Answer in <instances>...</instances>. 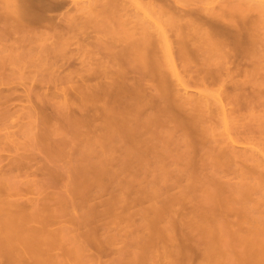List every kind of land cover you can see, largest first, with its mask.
<instances>
[{
  "label": "bare ground",
  "instance_id": "6f19581e",
  "mask_svg": "<svg viewBox=\"0 0 264 264\" xmlns=\"http://www.w3.org/2000/svg\"><path fill=\"white\" fill-rule=\"evenodd\" d=\"M137 1L138 0H0V10L4 7V11H0V62L3 64V51L7 52L6 50L9 48L5 45L4 47H7V49L5 50L3 49L4 47L2 48V44L5 41L13 40L14 42H17V48L14 49L10 47L9 50L12 49L13 51H9V56L7 55L8 57L5 56L7 58L6 60L9 61L8 63L11 61V63L17 64L21 63L23 59L25 60L26 56L28 57L27 53L30 49L29 45L36 38L48 41L50 37V40L55 37V40L53 39L51 41L52 43L50 42L51 44L45 43L41 46V60H48L49 57L54 54V51L58 46L65 45L66 43L68 44L71 41L70 38L74 39L73 35L72 37L70 35L67 36L66 32L71 31L74 33L75 30L80 31L82 28L92 25L97 32L107 35L106 37L108 40L113 38L114 43L103 48V55L101 54V57L98 56V54L101 53L99 51H96L97 54L94 53L93 50H91L93 52L92 54L91 51H87L90 56L89 57L88 54L86 55L89 57V60L87 59L88 57H86L89 61L86 60L88 62L86 66H88V68H85L88 72V79L92 81L94 78L98 77H95V75L100 74V79L98 78L100 83L98 82V85H96L97 81L89 82V80H87L88 82H85L84 80V84L88 83V87L86 85L87 89L82 93L81 101L85 102L84 104H92L91 106H95V109L96 105L102 103V107H100L102 108L100 109L101 111L98 110L97 112L91 106L88 108L92 109L91 111H93V114L97 113L100 115V112H102V115L98 117H103V124H101L102 127L100 126V133H93V130V134L88 135V137L86 136V139L88 140L86 142L87 144H84L86 146H84L85 150L83 151L85 159H81L82 161L80 160V164H76L78 170L76 171V169H74L75 172H72L75 174V178L72 177V179L74 182L76 181L74 190H77L74 192L77 195L78 193L81 195L82 192L85 191V193H83L85 195L87 190L89 191L86 187L88 186L90 188L91 181H96L97 183L100 178L102 179L101 175L102 172H105L106 163L108 162L107 164H109L110 162V164L114 163L116 166L118 164V169L121 168V172L125 171V173L122 174H126L129 171L136 173V175L134 174V176L131 177V180L128 176L127 178H123V180H126V183H124L125 185L128 183L131 185V181L134 182L133 186L134 184H140L138 185L139 187L136 185L138 187L137 189H139V193L137 192L138 196L144 195L146 198L145 194L149 193L147 196L154 198V200L155 198L159 200L158 198L161 197V188L164 187L166 189L165 185H168V182L171 180L170 171L166 170L169 163L185 162L184 164H181V168L179 166L180 169L176 168V170L178 169L177 171L179 174L181 173L185 175L186 179L189 180V185L186 182L187 186L185 184L181 185L186 186H184V189H181V193L175 194L174 196L172 195V197L169 196V198L164 197L166 204L162 205L163 207H159L152 203L154 206L152 209H149L153 212L151 215H153L154 218H159L167 211L174 212V208L176 207L173 206L176 205V203L182 206V209L185 208L186 212H184V210V213H182L181 207H178L181 209L180 211L182 215H180L185 217V219L187 218V221L183 218L186 221H184V225L187 228L184 229L187 231L189 230L193 236H197L198 243L196 242L197 244H194V246L198 245V249H196L199 251V253H197V250H195L197 253H195V256L198 257L199 255L197 264H264V202L262 201V197L264 196V160L258 159L260 156L258 155L259 157H257V154H259L257 152L260 150L257 151L255 141L251 140L255 139L258 142L259 138L256 139L257 134L260 135L262 133L257 132L263 131L264 134V118L262 117L263 115L259 116L258 113V116L254 115V112L253 114L249 113V111L251 112L250 109H252L251 105H253V111H255L254 104L258 106L259 102L262 101L260 98L262 97V94H264V88L262 89L263 91L261 90V81L263 79L260 81L259 77L256 76L257 73H255L259 69L262 70L264 68V65H261V60L264 58V45L261 46V41L259 40V37H257L258 35L255 34L256 31L254 30L256 26L253 22L249 21L250 18H247L243 12L246 9L242 11L241 8L231 5L225 8L221 7L222 9L218 8L217 11H213V8L215 7H213L212 10L209 7L202 6L195 9L192 7L189 9L175 8L176 10L173 11L170 5V9L167 7L168 5H164V7L169 9L166 10V8L164 9V7H162L163 5H158L157 2L155 5L160 6L158 9H162L161 12H159L162 20L160 19V16H158V20H150V17L144 12H138V9H141L140 6L142 4H139L140 2L138 3ZM155 1H159L161 4L163 3V0ZM131 5H135L137 10L134 8L131 9ZM61 9H65V11H62ZM216 9L217 8H215V10ZM56 10H61L63 12L62 17L58 13V17L60 16L59 21H57L55 13V15L49 14V12H54ZM155 11H153V13ZM203 12H206V15ZM58 23L60 24L58 25L60 28L57 26ZM62 23L63 26H61ZM41 26H49L48 28H50V31L53 30V34L49 37L51 34L49 31V34L47 33L48 36L43 32L40 33L38 30ZM45 29L47 30V27ZM168 31L171 32L170 35ZM75 36H77V34ZM97 40L96 43L99 41ZM93 41L94 40L92 39V45ZM70 45H73V43ZM83 48L85 49V47ZM77 53L78 52H76V54ZM95 54L97 55V58ZM238 57H242V60L249 57L253 58L255 60V62L253 61L255 64L253 66H255V68L252 66L254 71H246L248 69L247 67L245 70H243L242 67L238 68L242 62L240 59L241 62L239 63L240 60ZM233 58L238 59L236 61V63H239L238 66L233 65ZM231 63L233 66L237 67L236 69H238V71H236L235 67L230 66ZM180 67H183L185 71L193 74H190L193 78L190 75L188 76H190L194 82L192 87L195 89L198 88V91H195V94H189V92L182 86L187 85L188 82L185 83L183 79L186 78L183 77L189 73L186 72L187 74H185L184 71L180 70ZM240 68L244 71L243 75L245 77H243V80L235 74L236 72H240ZM69 78L71 79V77ZM206 78L212 79V83L217 84L220 87H218L219 93L217 96L219 102H216L219 103L220 110H218L222 114L221 119L224 131L222 130L219 132L224 133H220L219 135L223 139H217L218 134H216V129H214L213 125L208 124L211 118L206 115V109H204L206 103V99L204 100V92L205 88L208 89V87H204L205 80L203 86L198 83L199 79L203 82V79ZM209 79L206 80L209 82ZM250 82L254 86L250 91L251 93L247 92L250 93L247 95V88L245 86ZM176 84H178V86L180 85L181 88H184L185 94L181 93V89L177 90L179 87ZM191 84L189 81V86ZM1 94L2 93H0V96L2 98L6 95V93H3V95ZM9 95L10 94H7L5 99H9V97H7ZM19 98L21 97L19 96ZM8 99L6 100L8 101ZM1 100L0 105L1 102H5L4 99ZM253 101L257 102L254 103ZM99 102L100 104H98ZM9 104L10 102L6 104L2 103L1 107L3 106L4 108L0 111V121L4 120L6 116L8 117V114L12 111L8 110V108L12 109L9 107ZM228 105L230 106L228 107ZM5 107H7V109ZM240 109H249L247 112L249 115H242L244 110L240 111ZM262 110L264 111V109ZM237 112H241V114H238ZM92 117L96 118L95 114ZM34 121L36 120L34 119ZM212 121H214V119ZM251 122L256 124V126L254 125V127H252V124L250 126ZM216 123L219 122L217 121ZM35 127L37 126L35 125ZM251 127L256 128L252 129ZM246 128L247 132L245 130ZM257 128H259L258 130L260 131H257ZM30 129L31 127L29 130ZM253 130L257 132L254 133ZM32 132L36 134L35 131H31V135L33 134ZM244 133L247 135L245 134V136H243ZM231 134L232 136L236 134V136L232 137ZM251 134L253 138L249 137ZM39 135L40 133L38 135L36 134V138ZM222 135H225L226 137L224 136V138ZM259 135L258 137L262 139V136ZM41 137L42 136H40V138ZM5 138L7 137L5 136ZM32 138L34 137L32 136ZM37 140L41 141L42 139L40 140L38 138ZM31 141L33 140L31 139ZM233 142H238L241 146H236ZM39 143H43V140ZM39 143H37L38 146ZM49 143L47 142L46 145L43 144V147L46 153H49L50 155V151L55 145L50 148L49 145H52V143ZM242 144L250 146H243ZM34 146H31V148H34ZM40 146L42 149V145ZM52 150H55V148ZM263 150L264 149H262V151ZM54 153H56L58 157L64 156L63 154V156H59L61 154L57 151ZM115 154L119 155L114 157ZM198 154L201 156L200 163L208 164L207 167L212 171V173L210 172L212 176L216 173H219L220 175L221 172L228 174L225 173L226 171H231L232 173H229L233 175V171L236 167L235 172L238 171L237 173L239 174V177L238 174L234 172L237 174V176L234 174L236 177L235 179L238 177V180L239 178L240 180L238 182L236 181L237 184H234V182H232L233 184H230L231 181L227 184V180L224 183L225 180H222L223 173L221 178L217 175L219 176L217 177L219 179L218 182H216L217 178L215 179L214 177H208V179L204 178L208 173H205L206 175L203 174L204 176L201 178L204 171H201L202 173H200V176L196 173L197 171H195L197 168L193 169L195 166H198V169H201L199 168L200 164L198 165V158H200ZM191 155L195 156L191 157ZM191 158H194V161L197 163L193 162ZM201 160L203 162H201ZM19 161L17 160V168H19V165L22 162L20 161L19 163ZM248 161L251 162V164L254 163L252 168H247V164L243 166L244 163H249ZM237 163H239V165H237ZM240 163L243 168H240ZM27 164L28 163L26 162V165ZM109 165L108 167H110ZM236 165L239 166V168ZM200 166L204 167L205 164H201ZM173 169L175 168H171V170ZM144 170H150L149 172L153 173L152 177H150L151 179H146L142 173H140L142 171L144 172ZM138 171L143 178L137 174ZM116 172H119V170ZM119 174L121 173L119 172ZM175 175L177 174L175 173ZM10 176L9 179L13 177ZM2 177L0 178V192L1 189L5 187V189L2 190V193L6 194L5 196L7 197V195L12 193V191H7L11 190V186L9 187V185H12L14 181L13 178L10 179L12 180L11 184V181L8 178L5 179L6 176L4 178ZM124 177L126 176L124 175ZM118 178L120 179L119 176ZM181 179L179 182H181ZM235 179L233 178V180ZM127 180L130 181L127 183ZM99 182L98 184H100ZM145 182L147 186L143 184ZM15 183L17 182L15 181L14 184ZM96 183L91 182L93 185ZM121 184L123 185V182ZM161 184L165 185L162 187ZM178 185H180V183L175 185V187H178ZM143 187H146L145 194L140 193V191H144L140 190V188L144 189ZM15 188L17 187H14L13 189ZM166 190L169 191V189ZM168 191L164 192L169 194L170 192ZM1 194L0 253H7L9 250L18 249L16 254L13 252L10 253L11 258L17 257L16 259H13L15 263L25 264V259L28 260L27 258L35 262H40L42 259L34 256L30 251L37 250L38 247L41 246V240H43V238L39 235L41 229L40 225L45 224L44 218H48L56 213V208L51 206L50 208L55 209L51 210L49 209L50 203L47 204V202H44V205L42 202L41 204H43V206L40 204L42 208L40 206L37 208L38 206L34 205L37 207L34 209L31 207L28 210V207H26L27 205L25 206L22 202H18L19 200L17 201L10 198L12 194L7 198L3 194L1 196ZM253 195H255V198L257 196L258 199L256 201L254 200L255 198L252 197ZM157 196L160 197L157 198ZM141 197V199H143V196ZM251 197L254 199H250ZM138 198L140 199V196ZM260 198H262V200H260ZM56 199L57 197L55 200ZM249 200H254L255 202ZM187 203H190V205L187 206L188 208L185 206ZM176 215H178V213ZM165 217L167 216L165 215ZM175 218H177V216ZM170 219L173 221V218ZM158 220H160V218ZM37 222H39L40 225H35ZM179 224L180 223L177 225ZM169 225H166V227ZM170 226L173 227V224ZM170 226L168 229L171 231L172 229H170ZM22 231H28L29 235L25 237L19 235L18 233ZM183 234L185 235V233ZM185 236H188V232ZM189 236L193 239L192 235ZM194 238L196 241L195 236ZM189 242H191V240ZM184 244L186 245V243H183V245ZM178 245L179 244H177V246ZM153 247H155V245ZM146 248L148 249V247ZM169 249L168 251L167 249L164 250L165 258L164 256L163 258L165 261L162 259V261H164L163 263H161V260L146 262L143 261L145 259L136 257L131 259L127 264H180L179 262L183 261L184 258L180 259L179 255H184L186 258L187 262L183 261V264H190L189 262H191V258L189 257H191L192 254L191 249L188 250V248H184L185 250H183L180 248V245L179 249L181 250L176 249V246L175 248L173 247L170 250ZM188 252L190 254H188ZM169 256H175L176 259L179 258L180 261L178 262V259L176 260L173 258L176 260L175 262V260L170 259ZM195 256H193V258H195Z\"/></svg>",
  "mask_w": 264,
  "mask_h": 264
},
{
  "label": "rangeland",
  "instance_id": "374dc122",
  "mask_svg": "<svg viewBox=\"0 0 264 264\" xmlns=\"http://www.w3.org/2000/svg\"><path fill=\"white\" fill-rule=\"evenodd\" d=\"M160 1H162V0H160ZM137 2L138 3L140 2L139 4H142L140 6L141 9H138L139 10L138 12H140V13L144 12L148 17H150L149 18L150 20H158V18H159L158 16L161 15L159 12H161L162 9L161 10H160V8L158 9V7H160V6H158L159 4L161 6L163 5L162 7H164V5L165 6L168 5L167 7L169 9L172 7L173 11L176 10L175 8H177V9L178 8L189 9L192 7L193 9H195V8H198L199 6L200 7L201 6L202 7H209L211 9L213 7H215L217 9L215 10V8H213L214 10L213 9L212 10L217 11L218 8L222 9L221 7L225 8V7H229L230 5L235 6V7L237 6V8H241L242 11L246 9L243 12L247 16V18L248 17L250 18L249 21L253 22V24H255V26L257 28V29L255 28V30H254V31H256L255 34L258 35L257 37H259V40L261 41V44H262L261 46L264 45V0H163L162 4H161V2L155 1V0H152V1L151 0L150 1L149 0H138ZM147 2H148V4H147ZM156 3L158 5H155ZM165 3H167V4H165ZM232 3L233 4L236 3V4L233 5ZM151 4H152V6H151ZM167 7H164V9L166 8V10H169V9H167ZM3 8H1L0 11L3 12L4 11ZM132 8L137 10L135 5H131V9ZM61 10L65 11V9H61ZM61 10H58V11L56 10L57 12L51 11V12H49V14H51V15L56 14L55 16H57L56 17L57 21H59L60 16L62 17V13H63ZM153 11H155V12L153 13ZM58 13L60 14L59 17H58V15H59ZM203 13H205V15H206V12H203ZM160 19L162 20L161 16H160ZM163 19H164V17H163ZM60 23H61V20H60ZM58 25H60V24L58 23L57 26ZM61 26H63V23L61 24ZM43 27H45V26H41V27H39L40 29L38 28L39 30L38 29L37 30L40 33H42V32L45 33V35L48 33V31H49V33L51 32V34L49 35V37H50L53 34V32H52L53 30L50 31V28H48L49 26H46L47 30L45 29L46 27L45 28H43ZM58 27L60 28V26H58ZM83 29H85V30H83ZM56 30H58V29H56ZM77 31L75 30L74 33L71 31L66 32L67 36L70 35L72 37V35H73L74 39L70 38L71 41L70 42L68 41L69 42L68 44L66 43L65 45L58 46L55 49L54 54L51 55L48 60H46V59L41 60L42 59V57H41L42 55L40 52L41 46L44 45L45 43L51 44L52 43L51 41L53 39L55 40V37H53L52 40H50L51 37H50V39L47 38L48 41L47 40L45 41L44 39H40V38L34 39L31 42V44L29 45L30 49L28 50V53H27L28 57L26 56L25 60L23 59L21 63H17V64L11 63V61H10V63H8L9 61H7L6 60L7 58L5 57L7 55L9 56V51L12 50V49L9 50L10 47H12L14 49L17 48V45H18V44L16 45L17 42L10 40V41H5L2 44L3 45L2 48L4 47V45L9 47V48L8 49H7V47L3 48L5 50L7 49L6 50L7 52L3 51L4 55L3 54L2 55L5 59L2 57L3 64H1L2 62H0V65H1L0 71L3 70V71H1L2 73L0 72V74L2 75V76L0 75V79L2 80V81L0 80V93H2L1 95H3V93H6V95L7 94H10V95L7 96V97H9V99L6 98V99H8V101L5 99L6 95H4V98H2L0 96L1 99L5 100V102H1V105H2V103L6 104V103L10 102L9 107L12 109L8 108V110L9 111L12 110L11 111L12 113L10 112L11 114L9 113L8 117L6 116V118H4V120L0 121V178L2 176H4V177L6 176L5 179L6 178L9 179L10 175H11L10 177L13 176L12 177L13 181L14 182L16 181L17 183L14 184V182H13V184H12V180H10L12 178H10L9 180L11 181L10 183L13 186L15 185L14 187H17V188H15L16 189L15 190V189H13L14 187L12 185H9V187L11 186V188H10L11 190L10 191L8 190L7 192L12 191V193H11L12 195L9 194V195H7V197L11 195L10 198L17 200V201L19 200L18 202H20V203L22 202V204L25 206L27 205L26 207H28V210L31 207H33L32 209L36 208L37 206H38L37 208H39V206L42 202L43 203L47 202V204L50 203L49 209H51V210H55L54 208L53 209L50 208L51 206L56 208V213L54 215L49 216L48 218H44L45 224L40 225L39 222H37V224H35L37 226H38V224L41 226L39 235L43 238V240H41V246H39L37 250L30 251V253L36 257L41 258L42 260H40V262H37V261L35 262V261L27 258L28 260L25 259V264H127L128 262H130L131 259H134L136 257L145 259L143 261H146V262H151V261H156V260L160 261L161 260V263H163L165 261L164 260V258H165L164 250L167 249V251H168L169 248L170 249L173 247L175 248V246H176V249H179V245H180V248L183 250H185L184 248H186V249L188 248V250L191 249L192 254H191V257H189V258H191V260H190L191 262H189V261L188 262L190 264H197V261H198L197 259L199 258V255H198V257H196L195 255L197 253H199V251L197 250L198 245H195L196 246L195 247L194 244L198 243L197 242L198 239H197V236L194 235L196 237V241H195L193 234H191L189 232V230L188 231L185 230L187 228L184 225V221L185 220L187 221V218L185 219V217L181 216L182 213L186 212L185 208L182 209V206H180L179 204L176 203V205H178V206H176V205L173 206V207H176V208H174L175 211L174 212L173 211L172 212H170V211L166 212L165 211L166 213L165 214L163 213L164 215L162 214V216L159 217L160 220H158L159 219L158 217H155V218H157V219H155L153 217V215H151V214H153L152 210H149V209H152V207L154 205H157L159 207L160 206L163 207L162 205L166 204L164 197L169 198V196L172 197V195L174 196L175 194H179V193H181L180 192L181 189H184L187 186L186 182L188 183L189 180L186 179L184 174H181V173L179 174L177 171L178 169L176 170V168H179V166L181 168V164H184L185 162L184 163L179 162L180 164L177 162L176 163L171 162L172 164L169 163V166H167L168 168L166 170L170 171V178H171V180L169 181L170 183L168 182V185L167 184L166 185L161 184L162 187H163V185H165L166 189H169V191L166 190L164 187L163 188L160 187L161 188V193H160L161 197L157 196V198L160 197V198H158L159 200H157L156 198L154 200V198H150V196H147V195H149V193L145 192L146 187L145 188L143 187L144 189L140 188V190H144L142 192L140 191V193L141 194L146 193L145 194L146 198L144 195H139L140 196V199H139L138 198L139 197L138 196V193H139L138 190L139 189H137V188L139 187L138 185H140V184L139 183H138V185L136 184L138 186L137 187L135 184L133 186L134 182H132V181H131V183H132L131 185H130V183H128L132 179L131 177L134 176V174L136 175V173L126 171L129 174L128 173L122 174V173H125V171L121 172V168L119 167L120 169H118V164L116 166V164H114V163L110 164V162H109L110 165L107 164L108 162L106 163V168L104 170L105 172H102V175H101L102 179L101 178L99 179V181L100 180L101 181L100 182L97 181V183H96V181H91V182H94L96 184L93 185L90 182L91 186L88 184L90 186V188L88 186L86 187V189L88 188L89 191L87 190L85 195L83 194V193H85V191L84 192L81 191L82 192L81 195H83V196H81L79 193L77 195L74 192L77 190H74L75 189L74 187L76 186V183H75L76 181L74 182V180L72 179V177L75 178V174L72 172L74 171V169H76V171H77L78 166L76 164H78L81 159L82 160L85 159V157L83 156L84 155L83 151L85 150L84 146H86L84 144L88 140L86 138L88 137V135H91L95 132L100 133L101 132L100 126L102 127L101 124H103V120H102L103 117L102 116H101L102 118L98 117V116L102 115V112H100V115H98L97 113H94L96 118L92 117V116H94V114L92 113L93 111H91L92 110L91 108H88L92 104L86 103L87 104L86 105V104H84L85 102L81 101L82 100L81 95L87 89L86 85L88 87V83L84 84L85 82H88L87 80H89L88 75H87L88 72L85 69L86 67L88 68V66H86V64H88V62H89L88 60L90 57L88 52H90L91 50H93L94 53H96V51L97 52L99 51L101 53L98 54V56L101 57V54L103 55V48L114 43L113 38L111 39L110 36L108 35L110 38L108 40L106 37L107 35L100 34L99 32H97V30L92 25L86 26V27L82 28L80 31L79 30H77ZM85 31H86V34H85ZM90 32H91V34H90ZM168 33H169V35L171 34V32H169V31H168ZM48 34H47V36H48ZM76 34H77V36H75ZM94 36H95V38H94ZM87 39H89V40H87ZM92 39L94 40L93 45L91 44ZM80 40H82V41H80ZM96 40L99 43L98 42L96 43ZM85 41H87V42H85ZM100 41L102 44L100 43ZM88 42H90V43H88ZM72 43H73V45H70ZM99 44H101L102 46ZM83 47H85V49ZM76 52H78L79 54L78 53L76 54ZM14 53H16V52H14ZM92 53L93 52L91 51V54ZM87 54L89 57L86 56ZM79 55H81L83 57H81ZM44 56H45V54H44ZM86 57H88L87 58L88 60L86 59ZM96 58H97V55H96ZM238 58H239V60L243 59L242 57H238ZM44 60H46V61H44ZM232 60L234 61L233 65H235V66H238L239 63L241 62V60H240L239 63L237 62L238 63L237 64L236 61L238 59L233 58ZM244 60H242V62L238 66V68L242 67L243 70L248 68L246 70L248 72L254 71L253 67L255 68V66H253V65H255L254 64L255 60L251 57H249L247 59L244 58ZM0 61H1V59H0ZM246 61H247V64L249 66L246 64ZM261 62H262L261 65L263 66L264 65V58H263V60H261ZM5 63H7V64H5ZM6 65H8V66H6ZM233 65L231 63L230 66H233ZM235 66H233V67H235ZM180 68H181L180 69L181 71H184V73L187 74L186 72H188V71H185L183 69V67H180ZM236 68L237 67H235V69ZM242 69L240 68V70H239L240 72H238V73L236 72V71H238V69H236V71H235L236 72L235 74H237V76H239V78L241 80H243V77H245L243 75L244 71ZM4 71H5V73H4ZM188 73L189 74L184 75L182 72V74L184 75V77L183 76L182 77L186 78L183 80L185 81V83L188 82L187 83L188 87H187V85H182V86L189 92V94L190 93L195 94V91L197 92L198 88L195 89L194 87H192L194 82L190 78V76L192 77L193 74L190 72H188ZM255 73H257L256 76L259 77L260 81L263 79L261 81L262 82L261 90H262L264 88V86H263L264 85V68L262 70L259 69ZM82 74L84 75V77ZM190 74H192V75H190ZM7 75H8V77H7ZM85 75H86V77H85ZM99 75L100 74L95 75V77H97V76L98 77L94 78V80H92V81H97L96 85H98V82L100 81ZM188 75H190V76H188ZM69 77H71L72 80ZM62 79H64V80H62ZM206 79H209V78H206ZM206 79H203V82L201 79H199V81L198 80L197 81H198L199 85L201 84V86H203L204 80H205L204 87L205 86L208 87V89L205 88V92H204V94H205L204 100L206 99V103H207V104L205 103L204 109H206L205 110L206 115L211 118L208 124L213 125L214 129H216V134H218L217 135L218 137L216 136L217 139L218 138L223 139L219 135L221 133L219 131H222V130L224 131V127H223L222 119H221L222 114L219 111L220 110L219 109V103H217V102H219V100L217 99L218 98L217 96H218V93H219L218 90L220 87H219V85L212 83L213 82L212 79H209V82ZM53 80H54V82H53ZM84 80H85V82H84ZM103 80H105V79H103ZM186 80H188V81H186ZM200 80H201V82H200ZM90 81L91 80H89V82ZM189 81H190V84L192 82V84L190 85L191 87L189 86ZM82 84H84V85H82ZM94 84H95V82H94ZM176 85L178 86V84H176ZM80 86H81V89H80ZM83 86H85V87H83ZM253 86L254 85L251 82L247 83L245 86L247 88V91L245 90L246 93L250 92L252 90ZM178 87H179V89L176 87L177 90L181 89L180 91L183 94L185 92L184 88L183 87L181 88L180 85ZM26 93H27V95H26ZM250 93H247V95ZM19 96L21 98H19ZM263 96H264V94H262V97ZM262 97L260 99L264 102V97L263 98ZM20 99H21V101H20ZM262 101L259 102V104L257 103L258 106L256 104H254L255 105V107H254L255 111H253V105H251L252 106V109H250L251 112L249 111V109L248 110L247 109H242V110L240 109V111L244 110L242 112V115L245 114V116H248L249 113L253 114V112H254V115H256V116L263 115L262 117L264 118V111L262 110V109H264V103ZM97 102H96V104H97ZM256 102H254V103H256ZM96 104H94V105H96ZM98 104H100V102ZM101 104L96 105V109H95V106H91V107H93L98 112V110L102 109V108H100V107H102ZM245 104H246V102H245ZM1 105H0V108H1L0 111H2V108H4L3 106L1 107ZM260 105H261V107H260ZM229 106L230 105H228V107ZM14 107H15V109H14ZM16 107H17V109H16ZM246 107H248V106H246ZM5 108L7 109V107H5ZM240 108H241V106H240ZM244 108H245V106H244ZM237 109H238V106H237ZM238 111H239V109H238ZM248 111H249V113H247ZM207 112H209L210 114ZM237 113L241 114V112H237ZM257 113H258V115H257ZM90 115H92V116H90ZM90 117H92V118L89 119ZM248 118H246V119H248ZM34 119L36 121H34ZM213 119H214V121H212ZM246 119H244V120H246ZM32 121L35 122V123L34 122L33 123L37 127H35V125L33 123H31ZM39 121H40V123H39ZM217 121L219 123H216ZM26 124H27V126L28 125L29 126L27 127ZM217 124H219V125H217ZM251 124H252V127H254V125L256 126V124H253L252 122L250 123V126H251ZM30 127H31V129L29 130ZM53 128H54V130H53ZM55 128H56V131H55ZM248 128L250 129L249 126H248ZM255 128H252V129H255ZM258 129L259 128H257V131H260ZM245 130L247 132V128ZM31 131H35L37 135L40 133V135L36 138V136H35L36 134L34 132H32L33 134L31 135ZM41 131H43V132H41ZM92 131H93V133H92ZM217 132H219V133H217ZM256 132L254 131V133H256ZM43 133H44V135H43ZM222 133H224V132H222ZM257 133L263 134V131L257 132ZM232 134H234V133H232ZM232 134H231V136H232ZM245 134L246 133H244L243 136H245ZM262 134H260V135L257 134V138L255 137L256 139L259 138L258 142L255 139H251L252 141H255V145H256L255 147H257V151L260 150L259 152H257V153H259V154H257V157L260 156V158H258L260 160H264V150L262 151V149H264V147H263L264 146V139H263L264 134H263V136H262ZM258 135L262 136L261 137L262 139H260V137H258ZM5 136L7 138H5ZM32 136L34 138H32ZM40 136H42V137L40 138ZM222 136L224 137L225 135H222ZM233 136H236V134ZM239 137H240V135H239ZM249 137L253 138L252 134ZM38 138L40 140L42 139L43 143L40 144L39 142H42V140L39 141V140H37ZM31 139L33 141H31ZM65 139H66V141H65ZM50 140L52 142L54 141L55 144H54V142L52 143ZM242 140H244V139H242ZM29 141L31 142V144ZM35 142H36V144L39 143V146L42 145V147L44 146L43 144L46 145L47 142L48 143L50 142L49 144L52 143V145L47 144L50 146V148L54 145L56 147L55 146L53 147V148H55V150H52L53 148L51 149L50 155H49V153H46L44 147L41 149V146L39 147L38 144L36 146ZM233 143L236 146H241V144L238 142H233ZM257 143H259V144H257ZM32 144H34L36 147ZM242 145L244 146L245 144H242ZM31 146H34V148H31ZM245 146H250V145H245ZM24 147H25V149H24ZM59 147H61V148H59ZM55 151H57L58 153L60 152L59 154H61V155H59V156H63V155L64 156L58 157V155H56V153H54ZM62 151H64V152H62ZM118 155L115 154L114 157H117ZM192 156L193 155H191V157ZM114 157H112V158H114ZM198 157H196V158H198ZM60 158H62V159H60ZM19 159H20V161H22L21 163H20ZM198 159H199L198 165L199 164L200 165L205 164V166L202 167L199 165V168H201V169H198V166L196 167L194 165L195 168H193V169L197 168L198 170L196 169L195 171H197L196 173L199 175H200V173H202L204 171L202 173V176L200 175L201 178H203V176L206 175L205 173H208V175H206L207 177L204 176V178H207V179H208V177H214L216 179L219 176H220L219 178H221V175L223 172H221L220 175H219V173H216L214 176H212L211 175L212 171L209 169V167H207L208 164L207 163H204V164L200 163L201 156ZM17 160L19 161L20 165H23V164L24 165L23 166L19 165V168H17L18 167V165L16 167V164H18ZM191 160L193 162H196V161H194V158H191ZM240 161H238V162H240ZM26 162L28 163L27 165H26ZM201 162H203V161L201 160ZM252 162H254V161H252ZM84 163H87V162H84ZM196 163H194V164H196ZM241 163H240V165H241L240 168H243V166H245L246 164H247V166H246L247 168H252L253 164H254V163L251 164V162H249V163L243 162L244 165L242 166ZM10 164H11V166H10ZM108 165L110 167H108ZM237 165H239V163H237ZM237 167L239 168V166H237ZM171 168H175V169H173L174 172H173V170H171ZM205 168L209 169L210 171L205 169ZM210 168H211V166H210ZM117 170H119V172L121 174H119V172H116ZM205 170H207V171H205ZM235 170H236V167H235ZM235 170L233 171V175L230 174V173H232L231 171H229L230 173L227 171L226 172L224 171L225 173H228V174L223 173V175H222L224 177V178L222 177V180L223 179L225 180V181L223 180L224 183L227 180V182H226L227 184L230 181H231L230 184H233L232 182H234V184H237V182L240 180V178L238 180L239 174L237 173L238 171L235 172ZM149 171L150 170H148V171L144 170V172H148V173H144L143 171L140 173H142V175L146 179L147 178L151 179L150 177H152L153 173H151ZM234 172L238 174L237 179H235L236 178L235 175L237 176V174H235ZM140 173H139V171L137 172V174L142 177V175ZM175 173L177 175H175ZM209 174H210V176H209ZM120 175H122V176H120ZM124 175L126 177H124ZM217 175H219V176H217ZM70 176H71V178H70ZM118 176L120 177V179L118 178ZM127 176L130 178V180H127V183L129 184V186H128V184L125 185L124 183H126V180H123V178H127ZM172 176L174 177V179ZM4 177H2V178H4ZM179 178L180 179L182 178L181 182H179L180 181ZM226 178H229V179H226ZM233 178L235 180H233ZM121 180H123V181H121ZM120 181H121V183L123 182V185L120 183ZM218 181H219V179L217 178L216 182H218ZM98 182L100 184H98ZM77 183H78V181H77ZM179 183H180V185H178V187L177 186L175 187V185H177ZM143 184H145V186H147L146 182ZM182 184H185L186 186L185 185L181 186ZM170 185L172 188L170 187ZM188 185H189V183H188ZM211 185H213V184H211ZM213 186H215V185H213ZM173 187H175L176 189ZM124 188H127V189H124ZM3 189H5V187H3ZM3 189H1L0 194L2 193ZM162 189H163V191H162ZM164 191H166V192L168 191L170 193L168 194ZM2 194L4 196L6 195L4 193H2ZM2 194H1V196H2ZM141 196H143V199H141L142 198ZM56 197H57L56 200H58V201L55 200ZM252 197L255 198V195H253ZM252 197L250 199H254ZM262 198H263V200H262ZM262 198H260V200H262L264 202V196ZM257 199L258 198L256 196V198L254 200L256 201ZM161 200H164V201H161ZM254 200H252V201H254ZM249 201H251V200H249ZM45 203H44V205H45ZM152 203H154V205H152ZM34 205H37V206H34ZM188 205H190V203H187L185 206L187 207ZM41 206H43V204H41ZM47 207H48V205H47ZM165 207H166V205H165ZM168 207H167V209H168ZM178 207H181L182 210ZM163 210H164V208H163ZM180 210L182 211V213ZM144 211L145 212L148 211V212L145 213ZM167 213H169V214H167ZM177 213H178V215H176ZM165 215L167 217H165ZM176 216H177V218H175ZM170 218H173V221ZM168 222L170 223V225L173 224V227L170 226ZM176 223L177 224L180 223L179 225L181 227L179 225H177ZM166 225H169L170 229H172L173 231L171 230L172 231L171 232L168 229L169 226L166 227ZM180 228H182V229H180ZM166 229H168V230H166ZM174 230H175V232H174ZM186 231L188 232V236H185L187 234ZM182 232L185 233V235ZM28 233H29L28 231H22L18 234L25 237V236L29 235ZM189 235H192L193 239H191V236H189ZM189 239L191 240V242H189L190 241ZM146 243H147V245H146ZM183 243H186V245L185 244L183 245ZM177 244H179V245L177 246ZM154 245H155V247H153ZM172 245H173V247H172ZM144 246L148 247V249ZM181 249H179V250H181ZM195 250H197V253ZM17 251H18V249L9 250L7 253L5 251H4L5 253H0V264H17L13 260L14 258L16 259L17 257H12V258L10 257L11 252L16 254ZM189 252H188V254H190ZM163 256H164V258H163ZM179 256H180L179 257L180 259L184 258L183 261H186V258L184 257V255H179ZM188 256H190V255H188ZM193 256H195V258H193ZM171 257L169 256V258L172 260L176 259L175 256H173L172 258ZM173 258H175V259H173ZM179 258H177L178 260L176 259L178 262L180 261ZM162 259L164 261H162ZM176 260H175V262H176ZM183 261H181L179 263L181 264Z\"/></svg>",
  "mask_w": 264,
  "mask_h": 264
}]
</instances>
